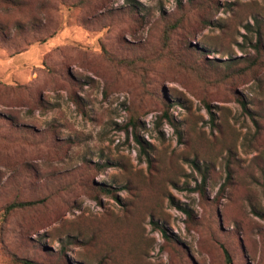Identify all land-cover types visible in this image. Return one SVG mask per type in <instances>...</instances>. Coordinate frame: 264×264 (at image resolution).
<instances>
[{
	"label": "rangeland",
	"instance_id": "374dc122",
	"mask_svg": "<svg viewBox=\"0 0 264 264\" xmlns=\"http://www.w3.org/2000/svg\"><path fill=\"white\" fill-rule=\"evenodd\" d=\"M22 258L264 264V0H0V264Z\"/></svg>",
	"mask_w": 264,
	"mask_h": 264
},
{
	"label": "trees",
	"instance_id": "16d2710c",
	"mask_svg": "<svg viewBox=\"0 0 264 264\" xmlns=\"http://www.w3.org/2000/svg\"><path fill=\"white\" fill-rule=\"evenodd\" d=\"M137 137V136H136ZM137 141L140 143V145H141V147L143 148V150H145L144 149V146H143V142L139 139V138H137ZM22 204L23 203H11L10 205H9V209H12V208H14V207H17V206H22ZM163 233H164V235L165 236H167V233H166V231L165 230H163ZM19 261H21V262H23V263H25V264H33V262L32 261H30V260H28V259H25V258H22V259H20ZM227 261L229 262V263H231V258H230V256H229V253L227 252Z\"/></svg>",
	"mask_w": 264,
	"mask_h": 264
}]
</instances>
